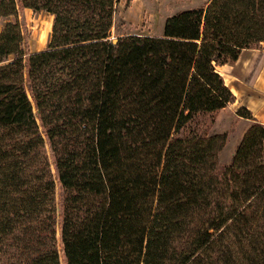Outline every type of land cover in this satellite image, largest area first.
Returning a JSON list of instances; mask_svg holds the SVG:
<instances>
[{"label": "trees", "instance_id": "1", "mask_svg": "<svg viewBox=\"0 0 264 264\" xmlns=\"http://www.w3.org/2000/svg\"><path fill=\"white\" fill-rule=\"evenodd\" d=\"M115 1L0 0V264H264V124L240 105L221 167L192 127L235 101L218 68L261 47L264 0L112 36ZM19 8L53 17L44 49Z\"/></svg>", "mask_w": 264, "mask_h": 264}, {"label": "rangeland", "instance_id": "2", "mask_svg": "<svg viewBox=\"0 0 264 264\" xmlns=\"http://www.w3.org/2000/svg\"><path fill=\"white\" fill-rule=\"evenodd\" d=\"M207 1L208 0H116V17L114 19L115 23L111 28V34L112 36L124 33L160 35L163 31L164 20L167 17L182 10L202 7ZM142 12H144L143 15H141ZM11 20L18 21L20 24L23 33V48L25 51H38L47 46L53 21L51 15L46 12L33 11L28 8H19L17 16H12ZM3 23V19L0 18V29ZM231 108L226 107L223 109L217 124H215V121L219 111L212 114L201 113L194 118L192 123V127L206 134L216 133V130L219 133L227 131V134L225 133V146L219 152L218 156L220 167L230 163L240 139L251 125L249 122L245 123V129L241 132L243 124L236 118L237 108L235 110ZM247 120L248 119H245V121ZM59 194L60 191L57 186V203L59 202Z\"/></svg>", "mask_w": 264, "mask_h": 264}, {"label": "crops", "instance_id": "3", "mask_svg": "<svg viewBox=\"0 0 264 264\" xmlns=\"http://www.w3.org/2000/svg\"><path fill=\"white\" fill-rule=\"evenodd\" d=\"M218 70L235 96V101L226 107L235 110L245 105L254 118L264 124V42L260 48L244 49L235 62L220 66ZM223 109L219 110L215 124L219 122ZM236 118L243 124L241 132L245 129V123H254L253 120L245 121V118L237 115ZM216 133L219 132L216 130ZM221 133L227 134V131Z\"/></svg>", "mask_w": 264, "mask_h": 264}]
</instances>
